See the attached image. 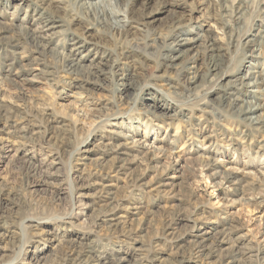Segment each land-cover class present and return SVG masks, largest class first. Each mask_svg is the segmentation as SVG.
<instances>
[{
	"label": "rangeland",
	"instance_id": "1",
	"mask_svg": "<svg viewBox=\"0 0 264 264\" xmlns=\"http://www.w3.org/2000/svg\"><path fill=\"white\" fill-rule=\"evenodd\" d=\"M45 2L0 0V264H264V0Z\"/></svg>",
	"mask_w": 264,
	"mask_h": 264
},
{
	"label": "bare ground",
	"instance_id": "2",
	"mask_svg": "<svg viewBox=\"0 0 264 264\" xmlns=\"http://www.w3.org/2000/svg\"><path fill=\"white\" fill-rule=\"evenodd\" d=\"M46 0H42V2L45 4ZM85 1V5L87 6V10L89 12H93L95 10V8H97V11L99 9L102 8V6L104 7L105 5V2L106 0H103V1H97V2H88V0H84ZM95 1V0H93ZM46 5V4H45ZM100 11V10H99ZM47 12V11H46ZM120 14V13H119ZM107 16V15H106ZM111 16V14H110ZM117 16V14H116ZM125 16V15H124ZM120 17V15L118 16ZM111 18V17H110ZM102 20V19H101ZM47 21V20H46ZM50 21V20H49ZM52 22V21H51ZM103 22V21H102ZM121 20H116V21H113L111 26L113 27V30L115 31H118L119 27H120V23ZM120 30V29H119ZM35 33V32H34ZM32 34V37H33V40L37 43H40L42 44V40H38L35 36V34ZM191 40H188V39H180L176 44L177 46H181V45H185V44H188ZM194 40L191 42L193 43ZM34 43V42H33ZM44 44V43H43ZM44 46V45H42ZM47 46V45H46ZM46 48L43 47L42 48V51H45ZM174 59V58H173ZM67 61H69L67 59ZM76 62H72L71 61V64L69 63V65L71 66L72 69H75L76 68V65H75ZM77 70V68L75 69ZM243 82H244V86L247 88V91L248 93L251 95V96H254L253 98H256L258 97L260 94L263 95V91L261 89H263L264 87V73H259V75H256L254 72H251L248 73L244 79H243ZM247 105L245 107H243L244 109L241 110L242 113H244L247 117V119H250L253 123L255 124H259L262 122L263 118L261 117L263 114H264V105L262 106V104H255L254 102H249V103H246ZM258 112H262V115L261 116H258L257 113ZM1 242V241H0ZM206 246V245H205ZM91 248V247H90ZM75 253L77 254V258L73 259L72 258V255ZM195 253V252H194ZM90 252H87V251H84L83 249L79 250V251H71V254L68 255V258H66L63 262H68V264H90L88 262V260H92L91 256H90ZM189 259V258H188ZM188 259H185V260H188ZM264 260V259H263ZM74 262V263H72ZM95 264H107L106 260H101V259H96L95 260Z\"/></svg>",
	"mask_w": 264,
	"mask_h": 264
}]
</instances>
